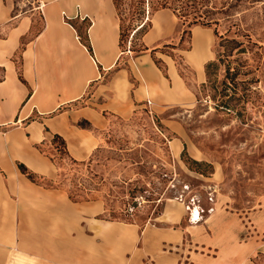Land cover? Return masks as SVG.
Wrapping results in <instances>:
<instances>
[{
  "label": "rangeland",
  "instance_id": "obj_1",
  "mask_svg": "<svg viewBox=\"0 0 264 264\" xmlns=\"http://www.w3.org/2000/svg\"><path fill=\"white\" fill-rule=\"evenodd\" d=\"M207 1L226 12L213 15L217 34L160 0H113L121 55L110 75L122 69L124 79L110 97L81 104L94 109V124L75 121L90 136L77 133L69 145L58 134L66 150L55 134L32 144L51 170L19 165L31 186L25 238L42 248L18 261L17 250L0 255V264H264V0ZM197 52L206 56L201 70ZM145 61L165 92L145 87ZM55 200L71 209L63 213ZM211 205L212 213L190 221L188 206Z\"/></svg>",
  "mask_w": 264,
  "mask_h": 264
},
{
  "label": "crops",
  "instance_id": "obj_2",
  "mask_svg": "<svg viewBox=\"0 0 264 264\" xmlns=\"http://www.w3.org/2000/svg\"><path fill=\"white\" fill-rule=\"evenodd\" d=\"M37 1L42 4L40 9L35 1L31 8L23 9L17 7L16 0H0V255L17 250V261L42 248L29 246L25 238L30 231L27 224L32 221L31 186L19 165L40 174L51 172L48 159L33 150L32 144L49 140L53 134L69 136V145L80 141L74 139L77 133L90 136L88 130L77 129L75 121L94 124V109L81 104H93L102 94L110 97L113 84L124 79L122 69L113 79L110 75L121 55L117 53L120 19L113 0ZM165 15L159 12L156 17L162 21ZM193 38L196 44L201 40L196 29ZM197 53L200 67L192 64L201 70L206 56ZM142 69L145 87L159 84L165 92V84L152 66L145 61ZM177 85L175 90H181L179 81ZM60 107H65L63 112L53 114ZM44 126L49 128L48 135L43 133ZM83 149L76 150L77 158L89 154V147L88 153ZM55 201L63 213L71 209L62 200ZM219 217L216 214L208 219L214 223ZM43 224L49 226L47 220ZM178 240L177 235L176 243ZM232 250L231 254L237 253ZM233 259L237 260L238 254Z\"/></svg>",
  "mask_w": 264,
  "mask_h": 264
},
{
  "label": "trees",
  "instance_id": "obj_3",
  "mask_svg": "<svg viewBox=\"0 0 264 264\" xmlns=\"http://www.w3.org/2000/svg\"><path fill=\"white\" fill-rule=\"evenodd\" d=\"M160 2L162 6L169 5L172 10L179 16V18H183L184 20L190 19L192 20L191 23L199 22L208 26L213 25L215 27L214 29L216 34L218 33L217 25L219 24V17L213 18V15L226 14V12H223L222 10H216L215 8L209 7V5L207 4V0H160ZM212 64L213 63L210 62L206 65L207 71ZM223 103L227 104V100H223ZM54 139H59L60 142L63 144V149L66 150L65 142L60 136L55 135ZM71 160L73 162H76V160ZM70 196L72 197V195Z\"/></svg>",
  "mask_w": 264,
  "mask_h": 264
},
{
  "label": "built area",
  "instance_id": "obj_4",
  "mask_svg": "<svg viewBox=\"0 0 264 264\" xmlns=\"http://www.w3.org/2000/svg\"><path fill=\"white\" fill-rule=\"evenodd\" d=\"M32 1H35L37 3L36 8L40 9L42 7V4L39 1H37V0H32ZM193 201H194V199L192 200V202ZM208 201L211 202V204H214V188H212L211 191H209V193H208ZM197 208H198L199 218H192L190 216V218H191L190 221H192V222H199L202 219V216L204 213H212L215 209L213 205H211L207 208H202L200 206H198ZM188 209H189V211H191V208L189 206H188Z\"/></svg>",
  "mask_w": 264,
  "mask_h": 264
},
{
  "label": "bare ground",
  "instance_id": "obj_5",
  "mask_svg": "<svg viewBox=\"0 0 264 264\" xmlns=\"http://www.w3.org/2000/svg\"><path fill=\"white\" fill-rule=\"evenodd\" d=\"M191 216L192 218H199L198 216V208L197 207H194L191 209Z\"/></svg>",
  "mask_w": 264,
  "mask_h": 264
}]
</instances>
